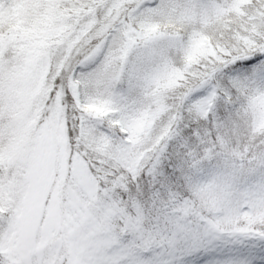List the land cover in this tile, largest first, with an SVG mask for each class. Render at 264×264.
Returning a JSON list of instances; mask_svg holds the SVG:
<instances>
[{"label":"snow or ice","instance_id":"snow-or-ice-1","mask_svg":"<svg viewBox=\"0 0 264 264\" xmlns=\"http://www.w3.org/2000/svg\"><path fill=\"white\" fill-rule=\"evenodd\" d=\"M0 264H264V0H0Z\"/></svg>","mask_w":264,"mask_h":264}]
</instances>
